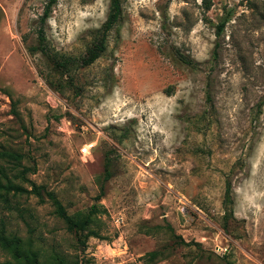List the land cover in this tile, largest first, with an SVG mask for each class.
<instances>
[{
	"label": "rangeland",
	"instance_id": "374dc122",
	"mask_svg": "<svg viewBox=\"0 0 264 264\" xmlns=\"http://www.w3.org/2000/svg\"><path fill=\"white\" fill-rule=\"evenodd\" d=\"M47 2L0 0V264L13 246L46 264H264V0H120L105 52L67 73L28 49ZM108 9L56 0L50 52L83 56ZM48 191L71 215L95 205L88 230Z\"/></svg>",
	"mask_w": 264,
	"mask_h": 264
},
{
	"label": "trees",
	"instance_id": "16d2710c",
	"mask_svg": "<svg viewBox=\"0 0 264 264\" xmlns=\"http://www.w3.org/2000/svg\"><path fill=\"white\" fill-rule=\"evenodd\" d=\"M56 0H48L46 8L44 10V14L41 17L40 25L37 28V44L30 46L28 49L31 53L40 52L50 61L54 70L67 73L71 70L72 67L79 66V67H87L93 64L106 50L107 48V39L110 31L115 27L117 24L120 15H121V4L120 0H109V9L106 20L101 28L96 32L95 38L93 42L87 48L85 54L77 59L69 58V57H58L56 53L50 52L46 44V37L44 31V22L46 18L49 16L51 11V6L55 4ZM206 8H209V4L206 5ZM225 21L222 20L217 24V34L221 33L223 30ZM7 155H12L18 157L16 154L7 153ZM108 164H106L107 167ZM110 177V173L105 170V180ZM228 193H229V186L226 187L225 190V200L224 203L225 208L228 202ZM46 195L51 200L52 204L54 205L55 213L61 218L67 228L69 230L74 231H87L89 225L93 221L94 214L97 212V207L93 205L91 209L87 213L77 212L73 215L69 214L59 199L55 196L54 193L48 191ZM227 218V213L224 214ZM85 236H89V234H85ZM82 244L85 243V239L81 240ZM12 254L14 261H8L6 264H46V262H41L38 258L36 252L31 250H23L20 247L13 246L12 247ZM148 258H154L158 255L157 250H152L146 253ZM59 264H65L64 259L58 258ZM71 264V263H67Z\"/></svg>",
	"mask_w": 264,
	"mask_h": 264
},
{
	"label": "built area",
	"instance_id": "2783aa9c",
	"mask_svg": "<svg viewBox=\"0 0 264 264\" xmlns=\"http://www.w3.org/2000/svg\"><path fill=\"white\" fill-rule=\"evenodd\" d=\"M85 150H86L85 148L82 149V151H85Z\"/></svg>",
	"mask_w": 264,
	"mask_h": 264
}]
</instances>
